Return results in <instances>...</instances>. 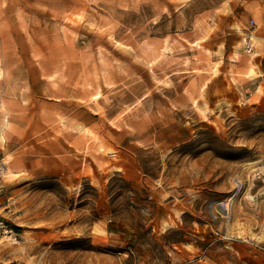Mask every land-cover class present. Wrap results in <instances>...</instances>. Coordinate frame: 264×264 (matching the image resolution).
Returning a JSON list of instances; mask_svg holds the SVG:
<instances>
[{
	"label": "rangeland",
	"instance_id": "obj_1",
	"mask_svg": "<svg viewBox=\"0 0 264 264\" xmlns=\"http://www.w3.org/2000/svg\"><path fill=\"white\" fill-rule=\"evenodd\" d=\"M203 2L0 0V264H264V0Z\"/></svg>",
	"mask_w": 264,
	"mask_h": 264
},
{
	"label": "crops",
	"instance_id": "obj_2",
	"mask_svg": "<svg viewBox=\"0 0 264 264\" xmlns=\"http://www.w3.org/2000/svg\"><path fill=\"white\" fill-rule=\"evenodd\" d=\"M249 0H205L199 7L191 9L192 21L201 14L219 17L226 27L229 28L235 19L245 14V2ZM195 0H190V5H194ZM184 9V8H183ZM225 27V28H226Z\"/></svg>",
	"mask_w": 264,
	"mask_h": 264
},
{
	"label": "built area",
	"instance_id": "obj_3",
	"mask_svg": "<svg viewBox=\"0 0 264 264\" xmlns=\"http://www.w3.org/2000/svg\"><path fill=\"white\" fill-rule=\"evenodd\" d=\"M250 39V36H249ZM246 50L250 51L252 49V43L248 40L245 44Z\"/></svg>",
	"mask_w": 264,
	"mask_h": 264
}]
</instances>
